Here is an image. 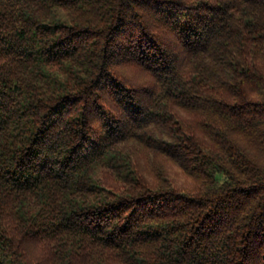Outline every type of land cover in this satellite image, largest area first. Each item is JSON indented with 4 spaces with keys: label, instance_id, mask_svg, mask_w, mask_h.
I'll return each instance as SVG.
<instances>
[{
    "label": "trees",
    "instance_id": "16d2710c",
    "mask_svg": "<svg viewBox=\"0 0 264 264\" xmlns=\"http://www.w3.org/2000/svg\"><path fill=\"white\" fill-rule=\"evenodd\" d=\"M0 264H264V0H0Z\"/></svg>",
    "mask_w": 264,
    "mask_h": 264
},
{
    "label": "rangeland",
    "instance_id": "374dc122",
    "mask_svg": "<svg viewBox=\"0 0 264 264\" xmlns=\"http://www.w3.org/2000/svg\"><path fill=\"white\" fill-rule=\"evenodd\" d=\"M139 158L141 159L140 161H142L141 163H143V162L145 163L146 160H147V162L149 164L150 161H151V160H149V158H146L145 159V158H142L140 156H139ZM156 162L159 164L158 160ZM149 165H151V164H149ZM170 172L172 174L175 173L174 175H171L170 176V178H169L170 180H173L174 179V181H177V183H179L181 185H184V186L189 185L190 181L183 175V173L181 172V170H178V169L175 170V171L174 170H171Z\"/></svg>",
    "mask_w": 264,
    "mask_h": 264
}]
</instances>
